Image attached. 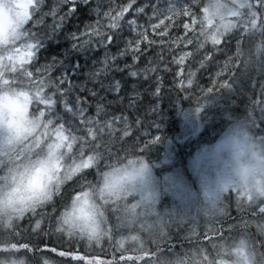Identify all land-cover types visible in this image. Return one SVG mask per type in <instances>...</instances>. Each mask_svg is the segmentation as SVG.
<instances>
[{
	"label": "snow or ice",
	"instance_id": "6c2138e0",
	"mask_svg": "<svg viewBox=\"0 0 264 264\" xmlns=\"http://www.w3.org/2000/svg\"><path fill=\"white\" fill-rule=\"evenodd\" d=\"M96 2V21L72 37L75 41L73 46L111 47L114 33L125 23L131 37L116 55L106 56L98 64L89 87L87 84L76 86L68 70L63 69L57 59L40 58L42 50H45L47 31L55 32L62 27L68 12L76 10L75 0H65L59 10L51 8L47 13L41 7L43 0H12L14 7H5L6 0H0V46L14 45L7 51L0 49V167L9 163L5 159L6 146L27 144L30 149L39 151L40 146L48 141L50 157L61 148L74 151L70 177H76L63 191L58 186L55 193L30 180L24 187L31 195L21 197L16 193L24 183L26 169L17 172L16 168H11L14 186L6 197L0 198V213L8 216L5 222L8 238L0 243V253L12 254L19 249L35 253L37 247L32 244V236H54L61 232L70 236L73 217L77 220L82 216L94 219V213L85 211L90 205L89 191L81 192L78 188L90 183L88 177L94 171L99 176L103 169H108L103 171L100 187L101 195L109 198L107 203L113 206L112 215L115 217L103 233L108 247H103L99 225L93 223L88 231V240H95V247L72 239H58V246L64 248L58 252L59 257L69 258L62 260L64 264H162V245L172 246L169 239L172 223L177 227L182 225L191 248L203 251L205 255L210 248L214 249L222 242L231 243L237 237H245L239 241L240 250L250 247L253 264H264V179L260 178L264 176V156L261 155L264 147L260 146L264 145V140L258 144L246 133H242L240 139H233L240 181H224L219 193L209 197L208 206L213 210V219H203V225L201 220L181 219L175 222L159 214L154 215L155 200L137 187V180L147 168L143 156L137 155V149L145 153L160 140V136L148 131L158 128L156 120L149 122L148 114L156 116L157 99L177 91L175 86L170 90L163 88L162 77L156 74L153 79L149 73H157L163 64V71L172 73L173 80L179 81L182 91L188 93L190 88L199 90L200 96L195 97L197 104L209 94L231 91L242 68L251 66L257 56L264 61V40L253 47L254 36L250 35L259 33L264 37V0L153 3L150 5L151 14L143 24L138 20L145 7H136V0ZM130 9L135 13L133 19L125 16ZM5 14H9L6 27L3 26ZM170 29H176L180 34ZM189 46L190 50H186ZM157 47L160 49L158 52L155 51ZM166 53H173L167 63ZM217 53L226 57L222 67L216 59ZM190 58L196 60L201 68L214 64L219 69L214 75L210 73V87L200 86L191 65H186ZM137 61H141L143 67ZM169 64L176 67L170 68ZM117 70L142 83L138 88L125 91L126 85L120 80H107V74ZM106 80L107 84L104 83ZM185 80L188 88L184 87ZM145 84L148 85L146 90ZM258 88L251 99L250 115L253 117L256 111L264 114V85ZM141 91L156 99L141 100ZM109 95L113 99L109 100ZM117 104L120 105V114L112 111V106ZM30 107L34 116L29 113ZM129 109L135 117L131 123L125 114ZM117 123L123 125L120 130L115 127ZM141 129H144V136L152 135V139L142 142L138 135ZM133 136L136 137L134 141ZM129 141H132L130 145ZM118 142L121 146L113 152ZM121 151L123 157L120 156ZM241 157H245L244 163H241ZM41 170L50 174L47 162L36 169L37 172ZM129 188L138 194L139 199L133 195L129 201ZM224 193L227 195L222 201L220 194ZM69 198L71 207L57 215ZM225 201L235 203L237 217L234 222H230L229 204ZM218 203L223 207L218 209L217 215ZM45 204L51 206L44 207ZM121 205L125 209L123 216L120 214ZM13 216L18 218L15 224L12 223ZM204 216H208L207 208ZM201 228L203 230L198 231ZM144 236H148L151 242L146 244ZM24 239H28V243L20 242ZM50 251L57 253V247ZM109 251L112 257L105 259ZM0 264H25V260L0 259ZM44 264L49 262L45 260Z\"/></svg>",
	"mask_w": 264,
	"mask_h": 264
},
{
	"label": "trees",
	"instance_id": "16d2710c",
	"mask_svg": "<svg viewBox=\"0 0 264 264\" xmlns=\"http://www.w3.org/2000/svg\"><path fill=\"white\" fill-rule=\"evenodd\" d=\"M75 2L77 5L76 10L68 12L62 27L57 29L55 32H51L50 30L47 31L44 39L45 50H42L40 58L42 60L46 58L57 59L63 69L68 70V74L72 77L73 83L76 86L87 84L91 87V83L93 82L91 81L92 73L95 71L98 64L106 56L116 55L117 52L124 47L125 41L131 37V32L127 23H125L120 30L114 33L115 39L111 47L103 45H85L83 48L74 47L73 45L75 44V41L72 37L83 31L87 25L95 22L97 19L95 11L97 7L96 0H90V2L87 3L85 0H75ZM116 2L119 3L121 0H116ZM123 2H127V0H123ZM180 2H182V0H136V7L141 5L145 7V12L140 14L138 22L143 24L147 20L148 16L151 14L150 5L153 3L168 4ZM64 3L65 0H43L41 7L43 8V12L47 13L51 8L59 10L63 7ZM125 16L127 19H133L135 13L130 9L129 13H125ZM170 31L180 34L176 32V29H170ZM151 34V29H149V35ZM252 36H254V40L252 41L253 47L255 44H259V41L264 40V37H262L259 33H254ZM165 39H167V37H165ZM247 43L248 41H246V44ZM208 46L210 47V45ZM186 50H190V46L189 49ZM155 51H160L159 47L155 48ZM151 54L152 52L150 51L149 55ZM165 55V62L167 63L168 61H171L173 53H166ZM216 59L221 61V54L217 53ZM137 63L143 67V63L141 61H137ZM188 64L191 65V70L196 73L200 86L210 87V69L216 68L215 65H206L204 68H201L196 60H192L191 58L186 61V65ZM262 64H264V61L259 58L256 59V61L248 68H242L238 73L236 82L231 91L209 94L204 101L201 100L200 104H197L195 99V97L200 96L199 90L196 88H190L188 93L182 91L180 89L179 81L173 80L172 73L163 71V64L160 65L157 73H149V75L153 76V79H155L156 74H159L162 77L161 84L163 88L170 90L173 86H175L177 91L162 95V97L157 99L158 111L156 116L154 114L145 113L148 114L149 122L156 120L155 122L158 125V128L149 129V131L153 130L156 135L160 136L159 142L154 144L157 148L152 150L151 153L147 152L144 154L146 155V159L154 163L151 156L158 152H161V155L165 153V157H162L163 162L157 167L160 169V166L162 165L165 167L169 166V168L167 167L168 170L170 168H177L180 165L182 166L185 176H187L185 173V163L186 153L189 147H187L188 143L186 142L191 143L193 139L198 137V135L194 131L193 135L188 132L185 134L182 133L184 127H190L183 123V120L180 117L182 112L183 114H188V119H190V123L192 125H199L197 131L200 127L203 128L202 135L210 134V131L213 130V128L218 129V126H222L224 124L227 125L226 127L241 124L245 125L249 130L254 132L256 135H260L264 139V114L260 111H256L254 117L250 115L252 111L251 99L254 93L259 90L258 86L264 85V67H262ZM169 67L175 68L176 65L169 64ZM187 70L188 68L186 67L185 71ZM113 79L120 80L123 84H125V91L138 88L140 83H142L136 82V78L134 77L122 75L119 70L107 74V80ZM107 80L104 81L105 84H107ZM253 85H257V87L254 88ZM147 87L148 85L145 84L144 90H146ZM184 87H189L186 80L184 82ZM189 95L191 98H188ZM108 99L111 100L113 97L109 95ZM140 99L150 101L155 100L156 98L154 96H148L141 91ZM177 106H179V113L176 109ZM148 107L150 109L151 104H149ZM198 107L199 111H197ZM112 111L114 114H120V105H113ZM125 114L129 116V123L135 119L130 109ZM115 127L120 130L123 125L117 123ZM191 127L195 130L194 126ZM142 130L143 129H141V132ZM132 131H134V129ZM129 134L131 135V132ZM133 138L136 137L133 136ZM125 139H127V137H125ZM120 146L121 144L118 142L113 147L112 151L117 150ZM190 156L191 155H189V157ZM169 157H171V161L165 162L164 160L169 159ZM95 175L96 173L94 171L93 175L88 178L91 179ZM228 211L232 217V221L230 222H234L237 217V210L234 201L229 202ZM175 222L177 221L175 220ZM24 223H26V221ZM199 231H202V229ZM253 231H255L254 227ZM182 233V225L181 227H177L176 223H173V225L170 226L169 239L172 246L169 247L167 245H162V260L169 259L177 253L191 247L190 242L186 238H182ZM30 239L32 244L37 247V251L33 253L19 249L15 252L16 254H14L16 258L21 255L24 260H28L27 264H38L39 259H41V255L47 251V255L50 257L63 260L57 255V253L50 251L52 247H57V250L64 249L63 247L58 246L59 241L56 238L54 239L50 236H32ZM20 242L28 243V239L21 240ZM32 244H30V247ZM106 246L108 247L107 242L104 244V247ZM48 247L49 250H46ZM0 254L6 256L9 253ZM111 257L112 253L109 251L108 255L104 258L111 259Z\"/></svg>",
	"mask_w": 264,
	"mask_h": 264
},
{
	"label": "rangeland",
	"instance_id": "374dc122",
	"mask_svg": "<svg viewBox=\"0 0 264 264\" xmlns=\"http://www.w3.org/2000/svg\"><path fill=\"white\" fill-rule=\"evenodd\" d=\"M259 43H261V41H259ZM234 51L235 47H233V52ZM231 54L232 53H229V55ZM259 58L260 57L257 56V59ZM225 60L226 57L221 55V67L223 66ZM218 70L219 69L217 68H211L210 73L214 75V73ZM176 109L179 113V106H177ZM182 114L183 112L180 114V117L183 120V123L186 126H190L184 127L182 133L185 134L188 132L193 135L194 131L198 135V137L193 139L191 143L186 142L188 143L187 147H189L187 149L185 163V173L187 176H185L182 166L180 165L177 168H170L168 170L167 167L169 168V166L165 167L162 165L160 166V169L157 167L163 162L162 157H165V153L161 155V152H158L151 156L154 163L148 161L146 159V155L144 154L147 152L151 153L152 150L157 148L153 144L145 153H140L137 149V155H142L147 164V168L142 177L137 180V185L143 192L150 194L155 200L154 215L159 214L166 219L170 218L172 221L176 220L177 222L181 219L184 221L192 219L201 220V224L203 225L202 217L204 215V210L210 203L209 197L213 193H219L220 185L228 179L230 172L237 163L232 147L233 139H240L242 133H246L258 144L264 139L260 135H256L254 132L249 130L245 125L241 124H235L230 127H226L227 125L224 124L222 126H218V129L213 128V130L210 131V134L202 135L203 128L200 127L197 131L199 125H192L190 123V119H188V114ZM191 126H194L195 130H193ZM149 132L156 135L153 130ZM143 133L144 129L139 134L142 142L152 139V135L144 136ZM135 139L136 138H133V141ZM131 143L132 141H129V145ZM260 146L264 147V145ZM115 151L116 150L113 152ZM189 155L191 156L189 157ZM120 156H124L122 151L120 152ZM164 161H171V157H169V159H165ZM226 195L227 193L220 194L222 201ZM225 203L229 204L227 201H225ZM171 225H173V223ZM199 230L200 229H198V231ZM182 232V238H186L185 232L183 230ZM50 237H53L54 239L56 238L55 236ZM128 243L130 244L131 241ZM104 244L105 242L103 243V247ZM77 247L79 248L80 246L78 245ZM105 248H107V246ZM46 250H49V247ZM63 250L64 249L57 250V255L59 251ZM14 254L16 253L8 254L6 256L0 254V259H24L21 255L16 258ZM61 259L65 260L69 258ZM45 260L48 262H55V264H64L62 260H58L57 258H52L47 255V251L41 255L39 264H44ZM25 262L27 264L28 260H25ZM73 264H75V262H73Z\"/></svg>",
	"mask_w": 264,
	"mask_h": 264
},
{
	"label": "clouds",
	"instance_id": "9594fccd",
	"mask_svg": "<svg viewBox=\"0 0 264 264\" xmlns=\"http://www.w3.org/2000/svg\"><path fill=\"white\" fill-rule=\"evenodd\" d=\"M208 0H201V3H206ZM225 3H228L229 0H224ZM5 7H14L12 0H6ZM9 14H5L3 17V26L6 27L8 23L7 16ZM210 41L208 44L210 45ZM14 45L9 44L7 46H0V49L7 51L10 48H13ZM16 87H20L16 85ZM30 115L34 116L32 113L31 107L29 108ZM48 141H45L41 146L39 151H34L30 149L27 144L22 145H12L6 146L5 148V159L9 161V163L5 167H0V198L6 197V195L11 191L14 184L11 179V168H16L17 172L26 169L24 176V183L20 186V191L16 193L17 196L27 197L31 195V193L24 187L30 180L34 184H39L45 187L48 191L53 193L56 192L57 187L59 186L60 190L63 191V188L67 185L71 184L76 177H70V170L74 162V151H69L66 148H61L55 156L50 157L47 148ZM27 153V155H25ZM261 155L264 156V151L261 152ZM19 156H23L22 159H18ZM47 162V166L50 170L49 172H45L41 170L37 172L36 169L41 166L42 163ZM245 162V157H241V163ZM122 163H126L122 162ZM255 163V161H253ZM119 166V165H117ZM108 169H103V171H107ZM103 171L99 176H94L89 179L90 183L82 185L78 188V191H89V201L90 205L85 209L89 214L94 213V219L89 218L85 219L83 216L77 220L73 217V225L71 228V235H66L65 233H56L54 236L57 239H72L79 241L82 245H91L95 247V240H88V231L89 228L96 223L99 225L100 233H101V241L107 242L106 238L103 236V233L107 230L109 223L115 217L112 215V205L107 203L108 197L106 195H101L100 187L103 184ZM239 165L236 163L233 167V170L230 172L228 179H231L235 182L240 181L239 176ZM7 177V179H5ZM264 179V176L260 177ZM227 179V180H228ZM63 182V183H61ZM138 187V185H137ZM130 192L129 201L134 195L136 199H139L138 194L132 192V190L128 189ZM53 200L56 199V196L53 195ZM72 205L71 198L68 199L66 204L60 208L57 212V215L60 212H63L70 208ZM19 207V205H17ZM50 204H45L44 207H50ZM223 205L218 203L217 205V215L218 209L222 208ZM208 216L205 217L203 215L202 219H213V210L210 206H207ZM125 213V209L123 205L120 207V214L123 216ZM30 214V213H26ZM8 220V216L4 213H0V243H4L7 240V232L5 229V222ZM18 222V218L13 216L12 223L15 224ZM65 228H68L65 225ZM83 230V231H81ZM143 235V234H142ZM146 244L150 243V238L148 236H144ZM158 239V238H157ZM240 239H246L245 237H237V239L231 243H220L214 249L210 248L207 252V255L204 254L203 251L194 250L189 247L186 250L177 253L175 256L165 259L162 261V264H253V253L250 247H245L243 250H240L239 241ZM247 258V259H246ZM256 260L259 258L256 257ZM26 264V262H25ZM49 264H55V262H49Z\"/></svg>",
	"mask_w": 264,
	"mask_h": 264
},
{
	"label": "flooded vegetation",
	"instance_id": "af4514ba",
	"mask_svg": "<svg viewBox=\"0 0 264 264\" xmlns=\"http://www.w3.org/2000/svg\"><path fill=\"white\" fill-rule=\"evenodd\" d=\"M31 262V261H30Z\"/></svg>",
	"mask_w": 264,
	"mask_h": 264
}]
</instances>
